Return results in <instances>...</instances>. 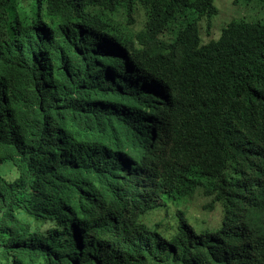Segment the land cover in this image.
Instances as JSON below:
<instances>
[{"label":"trees","instance_id":"1","mask_svg":"<svg viewBox=\"0 0 264 264\" xmlns=\"http://www.w3.org/2000/svg\"><path fill=\"white\" fill-rule=\"evenodd\" d=\"M241 2L263 17L204 43L215 0H0V264H264V0ZM200 192L220 225L144 224Z\"/></svg>","mask_w":264,"mask_h":264},{"label":"rangeland","instance_id":"2","mask_svg":"<svg viewBox=\"0 0 264 264\" xmlns=\"http://www.w3.org/2000/svg\"><path fill=\"white\" fill-rule=\"evenodd\" d=\"M260 3H252L248 7H246L245 3H240L238 5L234 4V0H216V6L218 7V14L212 20V26L215 33H218L220 28L226 26L228 23L232 21L239 20H259L263 17V10L261 9ZM134 22L131 25H127L125 28L129 33L133 31H137L141 28L145 22V15L141 10H138L134 17ZM201 28L205 32L207 29V24L205 22L201 23ZM222 29L219 32V36L221 34ZM218 36V37H219ZM206 39L207 36H206ZM129 50H132V44L128 47ZM186 199H181L178 202L183 203ZM209 199L206 198L202 192L197 194V196L191 200L190 208L187 203L184 204L183 208L187 213V219L189 222L197 229H209L212 227H216L221 224L222 214L221 211L216 212H207L204 209V205L209 203ZM174 208L171 210V215L174 213ZM148 221L150 223L156 224L157 222L162 221L163 224L166 222L169 225L174 226L173 219L166 218V215L163 212L155 211L149 215Z\"/></svg>","mask_w":264,"mask_h":264},{"label":"clouds","instance_id":"3","mask_svg":"<svg viewBox=\"0 0 264 264\" xmlns=\"http://www.w3.org/2000/svg\"><path fill=\"white\" fill-rule=\"evenodd\" d=\"M215 5H216V0H215ZM217 7V6H216ZM218 8V7H217ZM118 16H123V17H126V14H125V11L124 10H122L121 8L119 9V10H117V11H115L114 13H112L111 15H110V17H112L113 18V20L116 18V17H118ZM216 16H214L213 18H204V19H202L200 22H199V31H200V36H201V38H202V40H203V42L205 43V42H207L208 43V41H210V40H213V39H218L220 36H219V32H220V30L222 29H224L226 26H223V27H221L220 28V30H219V32L218 33H215L214 32V30H213V26H212V20L215 18ZM126 19H127V17H126ZM202 22H205L206 24H207V29H206V31L204 32L203 30H202V28H201V23ZM231 23V22H230ZM122 27V26H121ZM123 28V27H122ZM125 29V28H124ZM134 32V31H133ZM221 33H222V31H221ZM221 35V34H220ZM206 36H207V38L208 39H206ZM219 36V37H218ZM149 86H147V88H148ZM151 90H155V89H151ZM141 190H142V188H141ZM141 190L139 191V193H141ZM186 200H185V202H183V203H179L178 201L179 200H181V199H179V200H177L176 202H175V204H171L168 208H163V209H157L156 208V206L155 205H157L158 204V199H157V201H156V203H154V205L151 207V208H147V209H145L144 211H143V215H144V217H143V222H144V224L147 226V227H149V228H151V227H153V228H161L160 230H163L164 228L167 230V229H176V225H177V223H178V218L176 217V215H177V213H178V211H183L184 213H185V217H186V219H187V213H186V211H185V209L183 208V206H184V204L185 203H187V202H189L188 203V205H189V208H190V202H191V200H190V198H185ZM175 209L174 210V213L171 215L170 213H171V210L172 209ZM155 211H160V212H163L164 211V213H165V215H166V218H172L173 219V223H174V225H175V227L174 226H171V225H169V223L168 222H166L165 224H163V222L162 221H160V222H157L156 224H153V223H150L149 221H148V219H149V215L151 214V213H153V212H155ZM188 220V219H187ZM188 225L189 226H193L190 222H189V220H188Z\"/></svg>","mask_w":264,"mask_h":264}]
</instances>
